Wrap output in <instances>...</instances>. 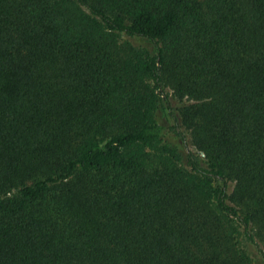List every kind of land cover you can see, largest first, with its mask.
I'll return each mask as SVG.
<instances>
[{
	"label": "trees",
	"instance_id": "1",
	"mask_svg": "<svg viewBox=\"0 0 264 264\" xmlns=\"http://www.w3.org/2000/svg\"><path fill=\"white\" fill-rule=\"evenodd\" d=\"M264 264V0H0V264Z\"/></svg>",
	"mask_w": 264,
	"mask_h": 264
},
{
	"label": "rangeland",
	"instance_id": "2",
	"mask_svg": "<svg viewBox=\"0 0 264 264\" xmlns=\"http://www.w3.org/2000/svg\"><path fill=\"white\" fill-rule=\"evenodd\" d=\"M244 246L251 255L253 264H262V262H260V254L257 253L256 248L254 246H251L249 243H244Z\"/></svg>",
	"mask_w": 264,
	"mask_h": 264
}]
</instances>
